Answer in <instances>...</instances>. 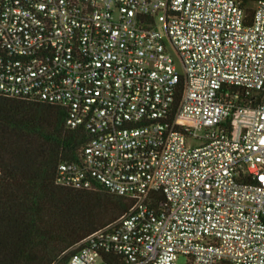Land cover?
I'll use <instances>...</instances> for the list:
<instances>
[{"label": "built area", "instance_id": "1", "mask_svg": "<svg viewBox=\"0 0 264 264\" xmlns=\"http://www.w3.org/2000/svg\"><path fill=\"white\" fill-rule=\"evenodd\" d=\"M0 93L90 133L59 185L134 201L53 264H264V0H0Z\"/></svg>", "mask_w": 264, "mask_h": 264}, {"label": "trees", "instance_id": "2", "mask_svg": "<svg viewBox=\"0 0 264 264\" xmlns=\"http://www.w3.org/2000/svg\"><path fill=\"white\" fill-rule=\"evenodd\" d=\"M68 118L63 106L0 93V264L63 263L134 205L100 184L57 183L60 163L79 159L90 137Z\"/></svg>", "mask_w": 264, "mask_h": 264}, {"label": "rangeland", "instance_id": "3", "mask_svg": "<svg viewBox=\"0 0 264 264\" xmlns=\"http://www.w3.org/2000/svg\"><path fill=\"white\" fill-rule=\"evenodd\" d=\"M174 56L176 57V62H177L179 72L184 73V68H183V65H182L180 59L176 56V54H174ZM183 263H184V261L181 260L180 264H183Z\"/></svg>", "mask_w": 264, "mask_h": 264}]
</instances>
